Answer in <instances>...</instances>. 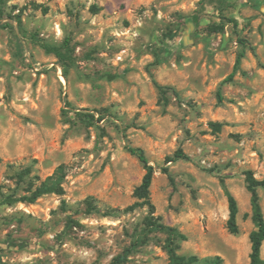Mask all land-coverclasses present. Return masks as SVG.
Segmentation results:
<instances>
[{"label": "rangeland", "instance_id": "1", "mask_svg": "<svg viewBox=\"0 0 264 264\" xmlns=\"http://www.w3.org/2000/svg\"><path fill=\"white\" fill-rule=\"evenodd\" d=\"M128 147L153 167L152 212ZM177 151L188 158L166 162ZM245 171L264 179V0L0 5V264H168L146 219L185 235L181 255L249 264ZM50 176L60 193L8 204Z\"/></svg>", "mask_w": 264, "mask_h": 264}, {"label": "trees", "instance_id": "2", "mask_svg": "<svg viewBox=\"0 0 264 264\" xmlns=\"http://www.w3.org/2000/svg\"><path fill=\"white\" fill-rule=\"evenodd\" d=\"M8 0H0V5L4 4ZM92 11H98L99 8L96 5L91 6ZM213 32H223L224 27L217 25L211 27ZM44 49L56 57H60V50L56 47L44 46ZM244 56V51H241L235 60L233 70L228 75V80H231L235 72L239 69L240 62ZM160 88V87H159ZM218 98L221 99L218 93ZM128 152L136 157L139 162L142 163L145 173L142 177L140 184L134 189L133 197L137 200L136 205L146 206L152 212L153 205L150 201V186L153 179V167L148 164V161L144 155V152L140 148L128 147ZM188 157L181 151H177L175 156L166 158V162L176 161L178 159H187ZM164 173H167L166 169H163ZM245 188L250 194V207H251V221L255 227L249 234L250 241V253H249V264H264V260L261 258V247L264 242V217L260 204V197L258 191L264 188V179L258 180L254 177L251 171H245L244 173ZM24 173H19L18 177L20 180L23 179ZM60 182L59 179L52 176L48 177L43 183L35 187L34 190H29L26 195L17 198H8V204L13 202H27L33 203L36 199L42 195L48 193H60ZM223 191L227 200L228 218L226 221V229L232 234L236 235L239 231L237 224L238 215V204L234 196L229 190L223 185ZM148 227H155L167 233L165 250L168 256V264H222L223 260L219 256L208 257L199 259L196 256H185L178 253V243L185 241V235L178 232L172 227L157 224L152 219H146L145 221ZM125 256H117L113 259L111 264H120L124 261Z\"/></svg>", "mask_w": 264, "mask_h": 264}]
</instances>
